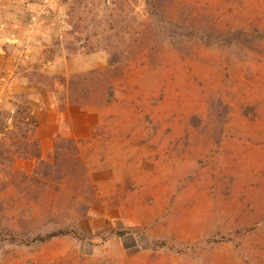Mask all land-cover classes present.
I'll list each match as a JSON object with an SVG mask.
<instances>
[{"label":"rangeland","instance_id":"374dc122","mask_svg":"<svg viewBox=\"0 0 264 264\" xmlns=\"http://www.w3.org/2000/svg\"><path fill=\"white\" fill-rule=\"evenodd\" d=\"M135 1L0 0V107L96 114L0 170V264H264V0Z\"/></svg>","mask_w":264,"mask_h":264},{"label":"trees","instance_id":"16d2710c","mask_svg":"<svg viewBox=\"0 0 264 264\" xmlns=\"http://www.w3.org/2000/svg\"><path fill=\"white\" fill-rule=\"evenodd\" d=\"M131 1L134 5L137 3L135 0ZM155 3V0H145V4L148 6L154 5ZM115 53L114 51L112 54L114 55ZM115 62L114 57L111 56V58H109L108 68L114 67ZM55 77H59L66 83L67 89L64 94H66V97H69V90L72 89V84H74L73 79L63 75ZM38 125L39 120L33 114L30 104L23 96L13 101V108L0 107V170L6 168L5 166L10 167L11 170L9 174L14 175L18 173L13 167V163L17 157H35L37 158V164L33 173L30 175H23L25 180H32L33 176H36L43 167L47 169L51 166L48 161L42 159L40 156L41 143L39 138L34 136ZM45 175H48L47 170H45ZM71 232L75 236L79 235L76 230H71ZM71 232L70 230L60 229L46 235L36 234L32 236L30 241L42 242L53 236L71 234ZM20 241L21 243H29L27 238H22Z\"/></svg>","mask_w":264,"mask_h":264},{"label":"crops","instance_id":"0c3cea01","mask_svg":"<svg viewBox=\"0 0 264 264\" xmlns=\"http://www.w3.org/2000/svg\"><path fill=\"white\" fill-rule=\"evenodd\" d=\"M39 127L37 135L41 140V154H49L53 149L54 137L59 131L67 133L78 141L81 150V140L93 138L92 128L96 123V114L82 109L79 105L68 104L64 110L55 107L52 101L47 107V113L37 114Z\"/></svg>","mask_w":264,"mask_h":264}]
</instances>
